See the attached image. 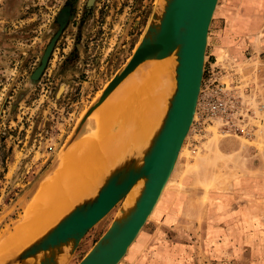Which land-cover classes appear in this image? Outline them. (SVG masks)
<instances>
[{
    "label": "rangeland",
    "instance_id": "1",
    "mask_svg": "<svg viewBox=\"0 0 264 264\" xmlns=\"http://www.w3.org/2000/svg\"><path fill=\"white\" fill-rule=\"evenodd\" d=\"M161 1L0 0V237L20 225L64 153L95 133L99 117L122 110L130 89L139 91L143 108L152 107L154 94L139 87L157 64L147 61L76 133ZM67 2L69 26L33 79ZM180 152L174 177L119 264H137L155 250L166 253V264H264V0H218L196 114ZM121 205L66 264H78Z\"/></svg>",
    "mask_w": 264,
    "mask_h": 264
},
{
    "label": "water",
    "instance_id": "2",
    "mask_svg": "<svg viewBox=\"0 0 264 264\" xmlns=\"http://www.w3.org/2000/svg\"><path fill=\"white\" fill-rule=\"evenodd\" d=\"M217 3L218 0H163L129 60L89 107L76 130L78 133L94 111L143 63L164 60L174 53L175 88L142 162L130 159L125 167L112 172L93 200L76 205L41 239L6 259L8 264H26L27 259L39 254V264H59L58 256L64 249L68 262L85 235L121 202L118 214L78 264L122 261L154 211L192 126L201 93L209 27ZM58 34L45 49L33 79L42 73ZM140 181L143 184L133 206L125 210L124 199Z\"/></svg>",
    "mask_w": 264,
    "mask_h": 264
},
{
    "label": "bare ground",
    "instance_id": "3",
    "mask_svg": "<svg viewBox=\"0 0 264 264\" xmlns=\"http://www.w3.org/2000/svg\"><path fill=\"white\" fill-rule=\"evenodd\" d=\"M159 8L160 3L157 4ZM62 19L60 17V23ZM168 61L171 65L165 63ZM153 63L157 64L144 71L139 85L141 94H154V100L151 98L153 103L148 99L152 107L150 104L151 108H143L145 100L140 102L139 91L137 93L129 88V101L126 103L123 100L126 105L122 110L113 112L111 117H99L95 133L93 131V134L83 137L77 147L64 153L56 173L36 190L20 225L13 232L0 237V264L41 239L76 205L93 200L99 188L116 169L125 167L130 159L135 158L138 164L142 162L143 154L160 128L167 100L175 88V54ZM176 165L166 186L174 177ZM142 184V181L138 182L124 199L125 210L133 206ZM40 257L41 254L27 259L25 263L39 264ZM58 263H67L65 249L58 256Z\"/></svg>",
    "mask_w": 264,
    "mask_h": 264
},
{
    "label": "crops",
    "instance_id": "4",
    "mask_svg": "<svg viewBox=\"0 0 264 264\" xmlns=\"http://www.w3.org/2000/svg\"><path fill=\"white\" fill-rule=\"evenodd\" d=\"M168 260V256L166 253L162 254V251H146L137 264H166Z\"/></svg>",
    "mask_w": 264,
    "mask_h": 264
},
{
    "label": "flooded vegetation",
    "instance_id": "5",
    "mask_svg": "<svg viewBox=\"0 0 264 264\" xmlns=\"http://www.w3.org/2000/svg\"><path fill=\"white\" fill-rule=\"evenodd\" d=\"M72 2H67L66 3V5L60 10V12H59V14H58V20H59V25H58V30L56 31V34L53 36V38L60 32V30H61V28H63V29H65V28H67L69 25V20H70V18H71V15H72V10H73V8H72ZM63 14H65L64 16V24H63V26L61 27V23H60V17L63 15ZM63 20V19H62ZM52 38V39H53ZM52 39L50 40V42L52 41ZM49 42V43H50ZM50 56V55H49ZM48 59H49V57H48ZM47 59V60H48Z\"/></svg>",
    "mask_w": 264,
    "mask_h": 264
}]
</instances>
